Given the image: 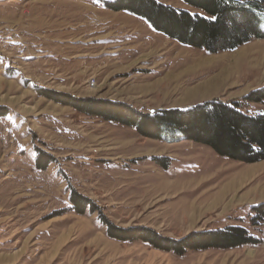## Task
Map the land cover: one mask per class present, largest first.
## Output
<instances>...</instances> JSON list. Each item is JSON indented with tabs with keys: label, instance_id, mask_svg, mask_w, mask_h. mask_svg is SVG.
I'll return each mask as SVG.
<instances>
[{
	"label": "rangeland",
	"instance_id": "1",
	"mask_svg": "<svg viewBox=\"0 0 264 264\" xmlns=\"http://www.w3.org/2000/svg\"><path fill=\"white\" fill-rule=\"evenodd\" d=\"M158 1L198 12L182 0ZM221 74L224 82L209 89ZM263 87L264 39L214 54L100 0H0V264H264V220L253 211L264 203V160L234 161L182 137H143L38 93L146 114L218 99L257 115L264 101L244 97ZM237 175L241 187L232 185ZM74 192L98 210L76 212ZM101 215L176 240L242 227L260 243L177 255L109 237Z\"/></svg>",
	"mask_w": 264,
	"mask_h": 264
},
{
	"label": "trees",
	"instance_id": "2",
	"mask_svg": "<svg viewBox=\"0 0 264 264\" xmlns=\"http://www.w3.org/2000/svg\"><path fill=\"white\" fill-rule=\"evenodd\" d=\"M100 1L110 10L127 12L143 19L152 29L182 45L209 53L235 51L254 40L264 39V0H182L198 12L175 8L157 0H150V6H145L141 0ZM38 93L51 101L73 107L82 114L134 127L143 137H182L210 147L217 155L234 161L251 164L264 160V114H247L238 102L225 103L214 99L188 108L146 114L130 105L113 101L76 98L68 93L47 89H39ZM244 101L263 102L264 87L244 97ZM49 163L38 165L46 168ZM162 165L167 167L165 163ZM71 202L79 214L98 210L92 200L76 192L72 194ZM253 211L255 220L262 222L264 203L255 206ZM101 217L109 237L123 242L142 241L177 255H184L188 251L228 250L260 243L242 227L194 231L176 240L149 228L123 229L103 215Z\"/></svg>",
	"mask_w": 264,
	"mask_h": 264
},
{
	"label": "bare ground",
	"instance_id": "3",
	"mask_svg": "<svg viewBox=\"0 0 264 264\" xmlns=\"http://www.w3.org/2000/svg\"><path fill=\"white\" fill-rule=\"evenodd\" d=\"M248 57V56H247ZM238 62H239V60H238ZM237 62V63H238ZM237 63H235V65L237 64ZM201 64V63H200ZM231 69H233V68H230V69H227V70H223L222 72H224V74H226L227 72H230L231 71ZM224 74H223V76H224ZM228 77V76H227ZM227 77L225 78V80L227 79ZM211 82H224V79H222V74H221V76L219 75V76H217L216 78H214V79H212V80H210V81H208V84H206V86L210 89V87L209 86H211L210 85V83ZM201 93V92H200ZM240 177V175H237V177H235L234 178V180L232 181V185L234 184V183H237L238 185H239V187H241L242 186V181H243V179H240L239 178ZM245 177V176H244ZM246 178V177H245ZM225 182V181H224ZM223 182V183H224ZM226 190H228V189H226ZM226 190H224V191H226ZM223 191V192H224ZM222 192V193H223ZM247 197V196H246ZM28 245V244H27ZM9 256V255H8ZM1 258V257H0ZM9 258V257H8ZM13 258V257H12ZM10 260V259H9Z\"/></svg>",
	"mask_w": 264,
	"mask_h": 264
},
{
	"label": "snow or ice",
	"instance_id": "4",
	"mask_svg": "<svg viewBox=\"0 0 264 264\" xmlns=\"http://www.w3.org/2000/svg\"><path fill=\"white\" fill-rule=\"evenodd\" d=\"M142 4H144L145 6H150V0H141ZM158 2V0H157ZM213 19H216V17H212Z\"/></svg>",
	"mask_w": 264,
	"mask_h": 264
}]
</instances>
